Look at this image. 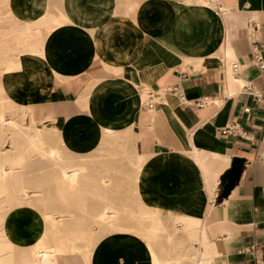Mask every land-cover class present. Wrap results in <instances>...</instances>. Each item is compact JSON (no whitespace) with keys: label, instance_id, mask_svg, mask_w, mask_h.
I'll return each instance as SVG.
<instances>
[{"label":"crops","instance_id":"1","mask_svg":"<svg viewBox=\"0 0 264 264\" xmlns=\"http://www.w3.org/2000/svg\"><path fill=\"white\" fill-rule=\"evenodd\" d=\"M221 1L223 15L207 0H11L22 19L60 23L45 36L44 55L23 58L8 86L41 118L50 113L52 121L39 124L95 162L94 177H110L111 206H141L163 220L199 218L212 264H264V79L253 59L255 49L264 62V0ZM175 85L185 102L171 92ZM101 129L134 136L125 164L123 153L88 156ZM41 218L27 206L12 212L9 239L33 244ZM84 221L80 234L96 241L90 253L59 254L56 264H148L144 239ZM163 244L154 247L158 260Z\"/></svg>","mask_w":264,"mask_h":264},{"label":"rangeland","instance_id":"2","mask_svg":"<svg viewBox=\"0 0 264 264\" xmlns=\"http://www.w3.org/2000/svg\"><path fill=\"white\" fill-rule=\"evenodd\" d=\"M205 5L210 6L208 2ZM5 11L12 12L14 15H16L11 8V0H0V13ZM59 21L60 20L57 17H51V21L48 24L49 26L46 25L45 27H42V29L40 30L42 44L45 36L49 33V30L58 25L60 23ZM43 55H39L37 58ZM22 58H15L14 61L20 62L23 66ZM9 77H11L10 73L8 75H0V82L4 84L3 91L7 92L3 94L1 98L3 100L10 99V101L13 100L11 102H16L17 100L13 95H11L12 90L8 86ZM27 123L28 121L25 120L19 123V125L20 127H26L28 126ZM22 129H18L15 132H9L8 130L4 129L5 131L3 130L1 132V139L3 140V143L0 146V168L4 167L6 169H10L8 165V161H10L12 163V167L14 168L15 176L14 180H12L11 183H7L4 186L6 188V191L8 192L9 198H12L13 201V205L8 210L2 212L4 213V217L6 218V220L9 214L19 209L16 206L19 203L22 206H30L32 209L41 207L43 203L41 202L42 194L46 199H48V201H46V204H48V206L54 204L55 206L53 208L56 207L55 210L59 209L58 211H63V213L66 211H72L75 215L78 216L79 221L77 222L73 221L76 220V218L74 219L73 217L69 218L67 216L63 219L61 228L65 231L70 229L72 221L74 223V229H77V227L75 228V226L78 225V222L82 227L85 226V224H83V222H85V219L86 223L90 224L91 226L94 225V227H97L102 233H108V229L103 224L97 221V217L101 214L102 210L105 207H110L117 210L119 212V216L121 215V224L127 227H133L137 231V233L145 236V238L153 246L151 249L147 245V243L145 244V258L146 263L148 264L149 262L157 259L154 247H156L158 241L161 240L164 243L163 247H165V257L162 258L164 260H159V264H191L188 260V257H185L186 259L181 258V262H178L183 250L195 253L198 260H200V258H203L204 252L209 254V245L207 244L206 247L203 246L206 235V226L204 223H200V221L198 224L192 226L195 228V233L197 235V238L194 239V237L190 235V232L188 230L189 228L185 227L183 223V221L186 220L187 217L181 218L179 221L169 218L163 220L161 217H158L156 214L152 213L148 209L142 208L141 206H137L136 208L111 206L113 203L108 202V184H110V177L104 174H97L95 175L96 177H94V173H98V171L93 170L95 167V162L93 163V161L85 160L83 154L72 151L66 144L63 143V140L59 133H55V131L53 130L45 129H42L41 133L43 138L47 141V146H57L61 150V152H63L65 157L63 163L58 167L57 165H53L51 164V162H48L46 160L40 162L37 157L30 158L25 152V143L22 142V140H20L19 138V131H21ZM133 137L134 136H132V134L127 131L120 132L114 137L103 136L99 145L88 152L90 153L88 154V156L94 154L95 152H105L107 153V155H109L110 153H123L124 155H119V157H123V159H119L118 161L119 163L125 164L127 162V160L125 159L126 155L135 151L132 142ZM89 157L92 158L93 156ZM105 162L109 163L110 161L108 160ZM131 163L137 170V172H139L141 161L138 159V157H136L133 161L131 160ZM239 165L240 163H238L236 175L239 172ZM77 166L82 168L81 171L79 173L73 174L65 183L62 182L59 168L63 167L66 170L72 172L77 168ZM41 190L42 193L40 194ZM24 194L28 197H25ZM50 194L53 196L52 199L49 198ZM62 195H64L66 203L80 204L79 206H82L64 207V203L61 201ZM96 199L101 201V208L95 209L86 207L89 200ZM188 219L193 218L188 217ZM128 220L132 222V225L128 224ZM46 231H49L50 233L51 228L49 227L48 229L47 226ZM128 234L133 237L132 234ZM91 235L92 234H90V237L87 238L89 234L86 232L82 233L79 236L77 235V237L75 236V243L78 247L81 248L83 253H90L91 247L96 242L91 239V237L93 236ZM133 239L136 238L133 237ZM132 241L134 240H129V242ZM140 241L136 239V243L138 242L139 244ZM111 245L117 246V252L120 253V243L118 241L116 243L112 242ZM8 255L11 257V254ZM45 263L53 264V261H51L49 255L46 256Z\"/></svg>","mask_w":264,"mask_h":264},{"label":"bare ground","instance_id":"3","mask_svg":"<svg viewBox=\"0 0 264 264\" xmlns=\"http://www.w3.org/2000/svg\"><path fill=\"white\" fill-rule=\"evenodd\" d=\"M188 1L191 3V0ZM207 1L215 13H218L220 15L224 14L221 3L215 4V3H210L209 0ZM50 21H51V17L49 15L43 16L36 20L34 19L28 20V19L19 18L9 11L0 13V75L1 74L8 75L9 73L13 74L12 72L18 71L22 68L20 62L14 61L15 58L21 59L22 57H35V56L38 57L39 55L44 54V47L41 41L40 30L42 29V27L48 25ZM3 86L4 84L0 82V146L3 143V140L1 139V132L4 129L8 130L9 132L10 131L15 132L18 129L23 128L21 131H19L20 133L19 138L20 140H22V142L25 143L24 149L27 156L30 158L37 157L40 162L46 160L48 162H51V164L57 165L59 167L65 159L64 154L57 146H53V147L47 146V141L43 138L41 130L45 129V130H53L55 131V133H59V132L52 126L47 127L39 124L43 119H49L51 122L52 118L50 113L49 112L46 113L45 117L41 118L42 116L41 112L36 111L35 108L31 105L21 104L17 101L11 102L13 100L10 101V99L3 100L1 96L7 93L3 91ZM164 93L162 92L160 95L163 96ZM152 101L153 100L149 101L147 105L151 104ZM200 102H202L201 105L202 107H204L207 104V99L206 98L202 99ZM25 120L28 121L27 123L28 126L20 127L19 123ZM102 133L104 137H114L120 132L115 133V132L103 130ZM8 165L10 169L8 168L6 169L4 167L0 168V264H48L45 263V259L47 255H49L51 261H53V264H56L55 263L56 255L63 253H70V252L83 253L81 248L78 247L75 243L77 235L78 236L81 235L80 231L81 232L85 231V229L81 230L82 226L79 224V222L78 225L75 226V228L77 227V229L73 228L74 225L73 221L74 222L79 221L78 216L75 215L74 212L72 211H66L63 213V211H58L59 209L55 210L56 207L53 208L55 206L54 204L49 205L51 207L50 208L48 204H46L47 203L46 201H48V199H46L45 196L41 194L42 190L40 192L42 196L41 202H43L42 206L37 209H32L30 206H27L28 208L39 213L42 217L41 219L43 221V224H42L41 236L37 239V241H35L33 244L28 246H19L14 242H12L11 241L12 239L11 240L9 239L5 224L6 218L4 217V213L2 212L8 210L13 205L12 203L13 201L12 198H9L8 192L6 191V188L4 186L7 183H11V181L14 180L15 176H14V168L12 167V163L10 161H8ZM81 169L82 168L77 166V168L71 172L63 167H60L59 172L61 175L62 182L65 183L73 174L79 173ZM228 177L229 176H226L227 180L230 179ZM26 196L27 195H25V197ZM52 197L53 196L50 194L49 198L52 199ZM61 201L64 203V207L82 206V205L79 206L80 204L66 203V199L64 195H62ZM16 206L19 209L23 207L20 203L17 204ZM67 216L69 218L71 217H73L74 219L76 218V220H73L72 223L70 222L71 223L70 229L65 231L64 229L61 228V225L63 219ZM120 219H121V215L119 216V212L110 207H105L102 210L101 214L97 217V221L103 224L108 229L109 233H113V232L130 233L134 238L138 239L139 241L144 239L147 245L152 249L153 246L145 238V236L137 233V231L133 227H129V226L127 227L121 224ZM200 221L201 219L199 218L198 219L187 218L186 220L183 221L184 226L189 228L188 230L190 232V235L193 236L194 239L197 238V235L195 233L196 231L195 228L192 226L198 224ZM47 226L48 229L49 227L51 228L50 233L49 231L48 232L46 231ZM79 228L80 230H78ZM203 246L205 247L204 242H203ZM112 248L117 250V246L115 245H113ZM188 252L187 250H183L181 256L179 257L178 262H181L182 260L181 258L188 257V260L190 261L191 264H212L211 259L210 257L207 256L208 254L206 252H204L203 258L202 259L200 258V260L196 258L197 256L195 255V253H191V252L188 253ZM8 254H11V257ZM149 264H159V260L155 259L149 262Z\"/></svg>","mask_w":264,"mask_h":264},{"label":"built area","instance_id":"4","mask_svg":"<svg viewBox=\"0 0 264 264\" xmlns=\"http://www.w3.org/2000/svg\"><path fill=\"white\" fill-rule=\"evenodd\" d=\"M210 3H220L222 2L221 0H209ZM253 59L255 61V65L257 67V69L259 70L262 78L264 79V62L262 60V57L259 55L258 51L254 49V53H253ZM233 69L236 70V72H238V64H234L233 65ZM171 92L176 95L180 100L181 102H185L184 99H183V95H182V90L180 88L179 85H175L172 89H171ZM202 102H197L196 106L198 107H202L201 105ZM149 107H152V103L149 104Z\"/></svg>","mask_w":264,"mask_h":264},{"label":"water","instance_id":"5","mask_svg":"<svg viewBox=\"0 0 264 264\" xmlns=\"http://www.w3.org/2000/svg\"><path fill=\"white\" fill-rule=\"evenodd\" d=\"M222 183L224 184L225 182L222 180ZM230 186L231 185H225V189H224V191H223V193H222V196L224 195V196H226V195H228V192H229V188H230Z\"/></svg>","mask_w":264,"mask_h":264},{"label":"trees","instance_id":"6","mask_svg":"<svg viewBox=\"0 0 264 264\" xmlns=\"http://www.w3.org/2000/svg\"><path fill=\"white\" fill-rule=\"evenodd\" d=\"M221 199V195L218 196L217 200H220Z\"/></svg>","mask_w":264,"mask_h":264}]
</instances>
